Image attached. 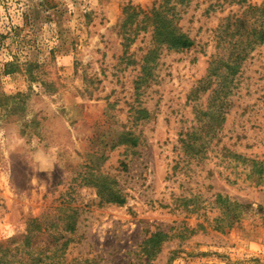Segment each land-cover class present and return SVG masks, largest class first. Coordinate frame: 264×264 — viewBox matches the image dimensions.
<instances>
[{"label": "rangeland", "instance_id": "374dc122", "mask_svg": "<svg viewBox=\"0 0 264 264\" xmlns=\"http://www.w3.org/2000/svg\"><path fill=\"white\" fill-rule=\"evenodd\" d=\"M156 1L0 0V248L21 257L29 239L60 264H264V182L248 174L264 161V0L178 7L193 45L159 48L139 86L151 33L123 54L117 25ZM218 195L245 205L230 229Z\"/></svg>", "mask_w": 264, "mask_h": 264}, {"label": "trees", "instance_id": "16d2710c", "mask_svg": "<svg viewBox=\"0 0 264 264\" xmlns=\"http://www.w3.org/2000/svg\"><path fill=\"white\" fill-rule=\"evenodd\" d=\"M43 2L47 6L50 5L47 0H43ZM188 2L189 0H159L158 2H154L151 9L148 11H143L132 5L123 8L122 19L117 25L118 35L122 40L123 54L128 52L130 45L140 32L150 31L155 46L149 49L141 58L142 64L140 70L144 78H141L139 86L145 84L147 78L151 74L152 65L156 61L159 48L164 47L167 50H186L192 47L193 41L179 33V29L175 24L178 18L177 8L184 6ZM261 7L262 8L259 9L264 10V3ZM255 38L256 40L258 39L264 42V26L260 28ZM126 143H130L134 146L136 141L127 138ZM248 164L250 165L248 166V174L264 182V161L249 160ZM100 177L102 176L97 174L93 175V177L91 176V178H94L91 183L97 187L100 193L103 194L106 192V200L111 203L122 205L124 199L120 197L119 192L107 186L104 182H98ZM215 203L222 210L221 219L218 218V220H224L226 228L230 229L234 222L242 218L245 205L232 202L227 196L223 197L221 195L217 196ZM36 229L38 231L40 229L38 223H36ZM67 229L73 230V222L72 225L69 224L67 226ZM159 238L160 233L158 232L151 236L146 242L156 245L159 243ZM28 241L29 239H24L20 247L16 245L22 253L21 257H17L11 252V249L7 247L0 248V264H60L55 254H52L55 251L50 252V250H46L42 253L31 251ZM12 242L14 243L15 241Z\"/></svg>", "mask_w": 264, "mask_h": 264}]
</instances>
